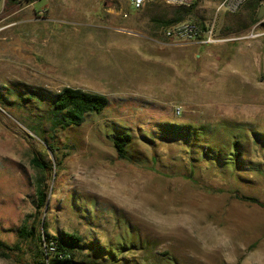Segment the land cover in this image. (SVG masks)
Returning <instances> with one entry per match:
<instances>
[{"label": "rangeland", "instance_id": "rangeland-1", "mask_svg": "<svg viewBox=\"0 0 264 264\" xmlns=\"http://www.w3.org/2000/svg\"><path fill=\"white\" fill-rule=\"evenodd\" d=\"M2 2L0 240L16 250L0 264H31L27 224L93 240L109 254L94 264H264V209L235 198L264 203L258 3L228 13L222 0ZM193 2L184 22L212 27L215 43L165 37L164 22ZM63 87L108 105L57 130L56 150L48 101L18 97ZM118 131L132 136L128 160L115 152ZM234 138L239 164L219 163L216 147L226 157ZM38 183L48 188L41 214Z\"/></svg>", "mask_w": 264, "mask_h": 264}, {"label": "trees", "instance_id": "trees-1", "mask_svg": "<svg viewBox=\"0 0 264 264\" xmlns=\"http://www.w3.org/2000/svg\"><path fill=\"white\" fill-rule=\"evenodd\" d=\"M252 1H256L259 8L264 6V0ZM195 5L193 2L187 8L181 7L180 9H176L174 11V17L164 22L163 27L167 29L184 22L192 14ZM259 21L257 18L252 20L253 24ZM197 25L200 27L201 32H205L208 29L203 23ZM201 39L202 34L196 38V40ZM18 98H20L21 102L29 103H43L44 101H48L50 125L48 127L49 135L47 137L55 143L54 145L57 144L54 140V133L57 130L79 127L86 121L88 114L101 113L108 105V98L106 96L72 87H63L53 94H46L43 91H30L27 96H19ZM7 102L13 104L11 101ZM132 140L131 134L126 132L118 131L114 135L113 146L119 159L128 160L126 147H129ZM230 147L231 153H226V157H222L220 149L216 147V155L219 163L238 165L241 154L240 141L234 138ZM56 150H58V144ZM41 167L46 168L43 165ZM47 191L48 188L45 184L38 183L36 187L35 208L39 214L46 208ZM235 198L241 202L255 204L264 209V203L255 198L247 196H235ZM19 238L25 242L26 248L31 245L34 246L33 250H31V264H94V255H103V261H106V258L109 256L108 252L102 249L103 246L96 245L93 240L85 241L81 236L68 232H58L55 236L46 232L45 229L37 232L34 225L27 224L22 226L19 230ZM15 250L0 240V257L11 258L14 256L13 252ZM17 250H19V247H17ZM83 251L88 252L85 254L83 260H77Z\"/></svg>", "mask_w": 264, "mask_h": 264}, {"label": "built area", "instance_id": "built-area-1", "mask_svg": "<svg viewBox=\"0 0 264 264\" xmlns=\"http://www.w3.org/2000/svg\"><path fill=\"white\" fill-rule=\"evenodd\" d=\"M250 0H222L218 5L217 11L220 9H225L228 13L237 12L242 5L249 2ZM144 3V0H131V5L135 9L140 8ZM3 11V2L0 0V15ZM202 34V43H215L217 40L213 37V28H208L207 31L201 32L200 27L197 24L190 22H182L176 24L170 28L165 29L164 35L169 39H176L182 41H193ZM175 114L179 115L181 113L180 107H175Z\"/></svg>", "mask_w": 264, "mask_h": 264}, {"label": "water", "instance_id": "water-1", "mask_svg": "<svg viewBox=\"0 0 264 264\" xmlns=\"http://www.w3.org/2000/svg\"><path fill=\"white\" fill-rule=\"evenodd\" d=\"M263 15H264V6H261L257 14V19H260Z\"/></svg>", "mask_w": 264, "mask_h": 264}, {"label": "crops", "instance_id": "crops-1", "mask_svg": "<svg viewBox=\"0 0 264 264\" xmlns=\"http://www.w3.org/2000/svg\"><path fill=\"white\" fill-rule=\"evenodd\" d=\"M33 4V3H32ZM5 26H0V30L3 29Z\"/></svg>", "mask_w": 264, "mask_h": 264}]
</instances>
